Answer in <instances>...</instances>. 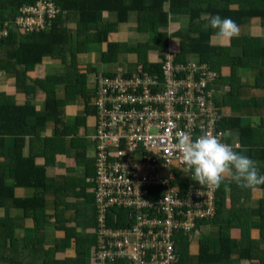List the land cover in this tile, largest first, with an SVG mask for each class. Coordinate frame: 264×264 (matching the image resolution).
Masks as SVG:
<instances>
[{"label": "crops", "instance_id": "obj_1", "mask_svg": "<svg viewBox=\"0 0 264 264\" xmlns=\"http://www.w3.org/2000/svg\"><path fill=\"white\" fill-rule=\"evenodd\" d=\"M151 1L154 2H147ZM156 2L159 3L158 0ZM204 2L200 7H206L207 3ZM198 3L199 0H194L191 7H197ZM163 11L168 12V22L160 25L157 34H168L170 40L167 47H155L154 36L157 34L152 27L159 25V18H162L156 12L152 15L153 20H146V16L131 12L125 22L119 21L117 11L101 12L98 20L92 23L91 32L94 34L100 28L102 36L106 37L105 31H109L106 42H99L93 36L78 34L79 18L77 15L71 17V14L61 25L73 35L71 45L64 50L66 62L46 56L42 64L26 70V81H22L16 73L1 70L0 96L14 98L18 105L31 103L41 113L46 110L48 100L53 97L63 103L68 101L65 112L70 132L52 142L50 140L55 138L58 129L56 122H48L45 129L33 126L28 130L24 157L35 155L38 167L46 169V179L41 178L38 187L18 186L15 161L8 158L16 153L11 150L15 149L17 138L7 137L6 147L0 152V163L5 165V185L15 189L16 197L0 198V264H96L93 258L96 244L95 149L89 139L96 130V117L95 109L91 106V94L95 91L97 78L101 74H115L119 70L131 73L141 71L136 63H119L112 56L105 60L109 43L127 44L131 48L143 43L152 44L154 48L147 55L159 58V62L152 60L151 65L161 63L170 50L178 53L181 62H186L185 53L190 55V61H198L201 55L199 51H190L189 40L212 30L207 23L192 27L190 13L171 12L169 2L164 3ZM263 23L251 20L238 25L239 36L228 44L216 40L213 34L211 45L225 48L226 51L222 54L214 53L206 61L219 74L214 88L218 105L225 115L223 123L227 126L226 140L232 144L239 143L242 148L245 145L244 153L257 162L258 170L264 168V160L258 158L261 148H264V55L260 56L264 48ZM178 33L183 35L177 36ZM206 47L207 45L203 47L205 54L210 52L209 48L206 51ZM175 48L178 49L174 50ZM71 52L77 54V69L73 74L69 70ZM120 53L117 52L114 56ZM132 60H138V55H132ZM233 62L236 65H232ZM129 67L136 68L135 72L128 70ZM78 75L83 78L79 79ZM233 75H238L240 81L232 82ZM77 89H84V95L77 93ZM89 90L91 94L85 95ZM70 105L73 112L70 111ZM87 107L92 110L91 114H88ZM83 114L95 117L93 132L86 124L80 123L79 116ZM32 118L38 117L35 114ZM232 118H241L242 126L257 128L260 132H246L241 137L238 127H229L231 124L239 125L236 121L232 122ZM89 149L94 153L91 158L86 156ZM224 184L227 187L226 204L223 208L225 214L220 220L232 219L234 228L230 235L233 242L241 240L245 229L247 238L254 242L256 248L251 259H239V253L245 256L248 253L238 249L233 254L232 262L259 264L261 260L264 263V208L261 207V203H264V189L254 188L246 196L244 192L229 189V186L236 183L225 179ZM16 199L22 202L17 203ZM240 205H245L243 211L235 213L236 206ZM216 219L217 217L211 222H201L196 231L188 234L186 263H199L200 240L205 235H210L207 238L209 252H215L221 231ZM199 233L201 234L198 235ZM46 249L52 252L50 258L41 253ZM177 256L179 258L180 255Z\"/></svg>", "mask_w": 264, "mask_h": 264}, {"label": "built area", "instance_id": "obj_2", "mask_svg": "<svg viewBox=\"0 0 264 264\" xmlns=\"http://www.w3.org/2000/svg\"><path fill=\"white\" fill-rule=\"evenodd\" d=\"M62 13L55 0H36L12 20L0 21V43L13 32L50 31ZM159 72L101 74L91 94L95 149L96 264H173L177 233L217 215V190L194 182L177 144L222 134L225 115L215 96L218 72L210 62H179L165 55ZM122 212V213H121ZM120 214L121 217H120ZM120 217V218H119ZM124 219V227H115Z\"/></svg>", "mask_w": 264, "mask_h": 264}, {"label": "trees", "instance_id": "obj_3", "mask_svg": "<svg viewBox=\"0 0 264 264\" xmlns=\"http://www.w3.org/2000/svg\"><path fill=\"white\" fill-rule=\"evenodd\" d=\"M55 1L62 8V13L59 15L58 19L55 22V25L50 31L28 35L19 34V32H13L9 38L0 43V76L1 70H5L8 73L13 72L18 74L21 77L22 81H26V79L28 78L27 73H25L26 70L29 71L31 70V68H35L38 64H42L43 59L46 56L63 59L64 62H66V53L64 52V50L71 45L73 35L68 28L61 27V25L66 17L67 20L68 18H70L71 14V17L73 15H77L79 18L77 30L78 34L93 36L94 39L98 40L99 42H106L110 33L109 31H105L106 37H103L100 28H97L95 31L96 33L94 34H92L91 32V25L93 22H96L98 20V16L101 12L113 10L117 11L119 14L120 22L127 21L128 16L131 12L146 16V20L149 18L150 20H153L151 19L152 15L154 12H156L158 14H161L162 17L159 18L160 24L153 25L152 27L157 34V32L160 31V25H166L168 22V12L163 11L165 2L170 3L171 12H189L191 15L192 27L195 25H202L203 23L208 24L206 20L199 19L202 13H208L212 15L219 14L222 18L230 17L238 25H243L244 23H247L251 20H259L264 22V0H199V3L195 8L191 7V3L194 2V0H158V4L156 2L157 0H153V3L152 1L147 2L148 0ZM34 2H36V0H0V21L15 19L23 6ZM203 2L207 3V5H205L206 7H200ZM262 29L264 30V23ZM213 34L214 30L212 29L208 32L200 34L198 37H192L189 40L190 51H199V54L201 55L199 60L202 62L208 61V58H212L214 53L222 54V52L226 51L225 48H216L211 45L210 40ZM182 35L183 33L177 34V36ZM98 36H100L101 38H98ZM173 36L176 35L174 34ZM154 38L155 47H167L169 45L170 38L167 33H165L164 35L158 33L156 37L154 36ZM206 45V51H208L209 48L210 52H207L205 54V51H203V47H205ZM122 46V44L109 43L108 51L104 55L105 60L111 59V56L113 57L117 52H121ZM153 48L154 46L152 44L143 43L138 44L135 51L138 53L139 58L144 60L148 51ZM262 51L263 53H261L260 56L264 55V48ZM208 53H210V56H207ZM176 57L179 62L182 60L178 56V54H176ZM162 61L159 64L148 65L142 71L151 73L159 72V70H161V66L163 65ZM233 64L236 65L235 62H233L232 65ZM222 66L223 65L219 66L220 71ZM23 68H25V70H23ZM76 69L77 54L75 52H71V64H69V70H71V74H73V71ZM78 78L82 79L83 76L78 75ZM78 78L76 80H78ZM84 92V89H77V93L81 95H84ZM91 111L92 110L87 107L88 114H91ZM35 114L38 118H32ZM66 118L65 104L56 97L49 99L46 105V110L40 113L31 103H27L26 105L21 106L17 104L14 98H8V96L5 95L0 96V152H2V150H4V148L6 147L7 137L17 138L16 146L14 147L15 149L11 150L12 152L16 153L8 156V158H11L13 161H15V177L18 186L38 187V185H40L41 178L46 179V169L38 167L35 161V155L29 156L28 158L24 157L23 154V150L27 142L28 130L30 129V127L34 126L35 128L45 129L48 122H56L58 126L57 133L55 138L53 140H50L52 142H55L57 141L58 137H63L64 135L66 136L70 132ZM231 121H236L239 123V125L231 124L229 125V127H238L241 133V137H244V134L246 132H250L252 134L257 132V130H253L254 128L242 126L241 118H232ZM219 129L226 132L227 126L224 125L223 121L220 123ZM243 148L246 149L245 145H243ZM243 148L241 147L240 149H236L235 151L246 155V153H244L246 151ZM258 158L264 160V148H261ZM4 166L5 165H2L0 163V198L11 197L15 199V189L7 187V185H5ZM259 173L261 175H264V168L260 169ZM223 184L224 181L221 183L217 191L218 216L216 215V217L221 226V231L218 235L219 241L216 244L215 252L212 253L209 252V240H200V252H198L199 263L197 264H235L231 259L233 257V254L238 249L244 250L248 253V256L239 253V259H251V257H254L253 252L256 253L254 242L252 243L251 239L247 238V232L245 229H243V237H241V240L238 242H233L230 235L231 229L234 228L232 219L229 221L220 220L225 214L223 208L226 204L225 196L227 187H224L225 184ZM256 188L264 189V185L257 186ZM229 189L239 190L242 193L244 192L246 196H248L250 191H252V189H241L236 184H232L231 186H229ZM16 201L17 203L22 202V200L19 199H16ZM244 206L245 205L236 206L235 213L243 211ZM261 207L264 208V203H261ZM121 215L122 214H120V217ZM214 220H210V222ZM200 223L201 222L196 223L195 228L192 232L196 231ZM125 224L126 223L124 219H121L114 226L124 227ZM177 235L176 254L180 256L173 264H188L186 263L187 258L185 255L187 251L186 238L188 234L184 235L183 233H177ZM259 264L264 263L259 260Z\"/></svg>", "mask_w": 264, "mask_h": 264}, {"label": "clouds", "instance_id": "obj_4", "mask_svg": "<svg viewBox=\"0 0 264 264\" xmlns=\"http://www.w3.org/2000/svg\"><path fill=\"white\" fill-rule=\"evenodd\" d=\"M199 19L208 22L214 30V38L223 44H228L240 34L238 24L230 17L202 13ZM221 136L205 133L193 140L189 133H177L175 147L181 154L184 171L192 173L191 179L199 186L212 190L218 189L225 179L236 183L241 189L264 185V175L259 173L257 162L235 151L233 145L223 143ZM93 155L91 149L86 153L88 158Z\"/></svg>", "mask_w": 264, "mask_h": 264}, {"label": "rangeland", "instance_id": "obj_5", "mask_svg": "<svg viewBox=\"0 0 264 264\" xmlns=\"http://www.w3.org/2000/svg\"><path fill=\"white\" fill-rule=\"evenodd\" d=\"M22 34V33H21ZM23 35H26V34H23ZM150 43H152V42H150ZM123 46H122V48H121V53L118 55H116V56H113V59L114 60H117L119 63H123V62H127V63H133V64H137L138 66H139V69L141 70V72H143L142 70H144L148 65H151V61L152 60H155V61H158L159 62V58H157V57H149L148 55H146L145 56V59L144 60H142V59H140L139 58V56H138V60H136L135 62L132 60V55H134V54H137L138 55V53L135 51V49L136 48H131L129 45H125V44H122ZM178 48H175L174 50H177ZM170 52H172L173 54H178L177 52H175V51H171L170 50ZM184 58L186 59V62H188V61H190V59H191V57H190V55L189 54H187V53H185L184 54ZM193 60H195V59H193ZM131 67V66H130ZM130 67H129V69L128 70H130V71H133V72H135V70H136V68H131L130 69ZM249 68V67H248ZM253 68V67H252ZM262 71H263V69H261ZM236 80H238V81H240L239 80V77H238V75H233L232 76V82H236ZM245 80H244V78H243V82H244ZM91 94V90H89L88 92H86V94L85 95H90ZM70 99H73V98H70ZM64 104H65V106L66 107H68V104H69V102L68 101H65L64 102ZM69 108H70V111L71 112H73V107L70 105L69 106ZM68 108V109H69ZM79 120H80V123H84V124H86V127H88V128H90L91 129V132H93L94 131V129H95V117H88L87 115H80L79 116ZM247 123H249V124H251L249 121L247 122ZM253 126V125H252ZM254 131H256L257 130V132H260V130L259 129H257V128H254L253 129ZM227 133H226V136H225V138H227ZM259 172H260V170H259ZM225 181V180H224ZM96 233H97V225H96ZM201 233H199L198 235H200ZM210 238V235H205V236H203V239L204 240H206L207 238ZM93 252H94V250H93ZM41 253H43L44 255H46L48 258H50V256H51V251L50 250H44V251H42Z\"/></svg>", "mask_w": 264, "mask_h": 264}]
</instances>
